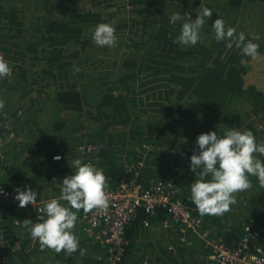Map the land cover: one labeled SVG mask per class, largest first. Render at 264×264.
<instances>
[{
  "label": "trees",
  "instance_id": "obj_1",
  "mask_svg": "<svg viewBox=\"0 0 264 264\" xmlns=\"http://www.w3.org/2000/svg\"><path fill=\"white\" fill-rule=\"evenodd\" d=\"M71 1L0 0V57L10 66L0 79L2 186L27 182L37 199L58 198L62 179L72 173L66 160L79 159L103 169L107 188L175 180L202 230L230 249L240 247L245 226L262 232L264 187L255 177H249L250 189L235 194L229 211L201 216L191 201L195 174L189 163L197 136L210 130H251L264 142V66L255 65L264 64V0H88L91 8L84 10H74ZM118 2L122 17L110 11ZM205 6L213 14L199 42L173 43L183 21L172 24L170 17L190 13L195 19ZM246 9L253 22L236 24L234 15ZM220 17L226 28L259 45L255 59L242 57L234 40H215L210 26ZM100 23L115 27V47L92 40ZM55 155L62 159L55 161ZM85 213L80 210L78 219ZM168 216L163 210L137 212L125 228L123 263L143 261L137 241ZM26 219L36 222L30 210L0 205V264H104L106 247L77 236L76 228L81 250L66 255L42 249L24 227ZM189 237L186 245L176 234L174 250L156 247L160 257L154 254L147 263L204 264L209 250Z\"/></svg>",
  "mask_w": 264,
  "mask_h": 264
},
{
  "label": "clouds",
  "instance_id": "obj_2",
  "mask_svg": "<svg viewBox=\"0 0 264 264\" xmlns=\"http://www.w3.org/2000/svg\"><path fill=\"white\" fill-rule=\"evenodd\" d=\"M212 14V10L206 6L201 8L195 19L190 13L173 14L170 23L183 21L173 43L195 46L200 40L202 27ZM210 28L217 42L234 40L242 57L255 59L259 55V45L243 32L237 35L234 28H226L223 18L215 19ZM92 40L99 47H115V27L108 23L98 24ZM231 46L229 43L228 47ZM240 63L246 65L247 60L241 59ZM9 73L8 61L0 57V79ZM0 107H3L2 102ZM222 133L210 130L199 134L195 141L196 149L190 156L189 170L195 174L194 181L190 183L191 201L201 216H220L229 211L236 203L235 194L252 187L249 177H255L260 187H264V160L260 158L264 157V142H257L251 130L241 131L232 127ZM54 159L60 160L61 157L57 155ZM105 188L103 169L78 159L72 166L71 175L61 181L60 196L50 198L43 206H37V221L26 219L23 225L42 249H52L56 253L63 251L66 255L75 253L81 250L79 239L73 232L78 212L107 208L109 201ZM2 194L3 190L0 191ZM37 195V191L29 186L18 187L15 189L14 201L21 208L29 204L36 206Z\"/></svg>",
  "mask_w": 264,
  "mask_h": 264
},
{
  "label": "built area",
  "instance_id": "obj_3",
  "mask_svg": "<svg viewBox=\"0 0 264 264\" xmlns=\"http://www.w3.org/2000/svg\"><path fill=\"white\" fill-rule=\"evenodd\" d=\"M87 151L94 153L97 150L88 148ZM74 162L66 160L69 166H73ZM24 186L29 184L23 182L19 188ZM16 188L18 187L12 186L7 190L0 183V191L3 190L0 205L18 206V202L14 201ZM105 192L109 201L108 207L86 212L83 221L87 236L106 247L107 264H122L127 244L124 238L125 228L140 209L147 215H153L157 210L165 211L169 219L163 220L161 227L164 230L173 229L180 235L181 243L186 245H190L189 235L198 237L209 250L207 260L210 264H264V238L261 232L251 226H245L243 244L237 249L228 248L222 241L211 237L207 230H202V221L194 217L183 204L179 198V188L173 179L158 180L148 187L136 181L122 182L115 188L106 187ZM37 201L36 206H18L30 210L36 221V207L43 206L47 200ZM144 226L149 227V222L145 221Z\"/></svg>",
  "mask_w": 264,
  "mask_h": 264
},
{
  "label": "crops",
  "instance_id": "obj_4",
  "mask_svg": "<svg viewBox=\"0 0 264 264\" xmlns=\"http://www.w3.org/2000/svg\"><path fill=\"white\" fill-rule=\"evenodd\" d=\"M77 223H78L77 227L75 226V228L77 230V236L82 235V236L86 237L87 239H90V241L91 240L95 241L94 239L88 237L87 234L85 233L83 217L79 218ZM162 235H164L165 237H163ZM175 236H176V232L173 229L164 230L160 224L154 223L153 226H151L147 230V232H145L142 235L140 240L137 241V246L135 247L136 255H138L141 259H143V261L140 262V264H148L147 263L148 258L154 259V254H156L157 258H159L160 254L159 253L157 254V251H156V247H158V245L156 246L155 244H159L162 246L163 244H166L167 242L171 243L172 241L174 244L176 242V240H174ZM165 238H169V239H166L168 241H165ZM95 242H97V241H95ZM97 243H99V242H97ZM151 246H153V248ZM104 264H107L106 260H105ZM122 264H125V261H124V263L122 262ZM204 264H210L207 260V255H206Z\"/></svg>",
  "mask_w": 264,
  "mask_h": 264
},
{
  "label": "rangeland",
  "instance_id": "obj_5",
  "mask_svg": "<svg viewBox=\"0 0 264 264\" xmlns=\"http://www.w3.org/2000/svg\"><path fill=\"white\" fill-rule=\"evenodd\" d=\"M71 6L73 7L74 10H84V9H87V8H91L90 2H88V0H72L71 1ZM123 6L124 5H123L122 2H118V3H116V5H113V7L110 9V11H112L115 14L116 17H122V16H124L123 14H124V11H125V10L122 9ZM234 16L237 18L236 24L238 22H240V24H241L244 21L242 23V26L243 25H246L248 23L251 24L253 22V17H254L253 16V12L250 11V10H248V9H246L245 11H243L242 14H239V15L238 14H235ZM252 30H253V28H252ZM255 65L264 66V64L263 63H260V61H258V60L255 61ZM258 122L259 123H262V121H260V120H258ZM2 144H3V142L1 141L0 142V147H1ZM261 231H262L261 232V235L264 238V230L262 229ZM162 236L165 237L164 235H162ZM166 239H169V238H165V241H168ZM155 245L156 246L158 245V247L161 246L159 244H155ZM164 246H169V247H167V249L169 248V251H173L174 250V246L172 245V243L167 242L166 244H163L162 245V247H164Z\"/></svg>",
  "mask_w": 264,
  "mask_h": 264
}]
</instances>
